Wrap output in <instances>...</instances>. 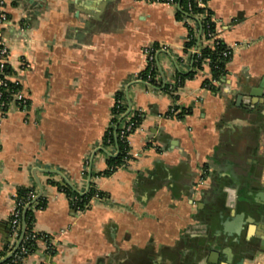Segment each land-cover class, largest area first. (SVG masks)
<instances>
[{"label":"crops","instance_id":"1","mask_svg":"<svg viewBox=\"0 0 264 264\" xmlns=\"http://www.w3.org/2000/svg\"><path fill=\"white\" fill-rule=\"evenodd\" d=\"M205 6L223 47L238 46L220 82L207 62L195 67L205 39L186 49L194 24L176 18V5L9 4V70L28 105L0 120V264L31 232L40 236L20 264H237L242 256L264 264V90L256 91L264 0ZM147 45L165 47L155 53L153 84L141 77ZM180 76L190 77L179 84ZM118 94L124 108L116 116ZM135 116L130 159L103 177L119 154L104 141L107 129L115 137L120 119ZM91 182L102 196L74 210L64 186L84 195ZM20 190L33 197L16 240L10 217Z\"/></svg>","mask_w":264,"mask_h":264},{"label":"built area","instance_id":"2","mask_svg":"<svg viewBox=\"0 0 264 264\" xmlns=\"http://www.w3.org/2000/svg\"><path fill=\"white\" fill-rule=\"evenodd\" d=\"M12 1L14 0H0V120H2L9 111L12 110L21 111V112L25 111L28 105V99L22 90L20 81L17 78H15L10 73L9 70L10 46L6 38L5 30L9 21L7 7ZM152 1L162 2L159 0H152ZM196 2H197V7L201 9H206V6L202 2V0H196ZM164 3L170 4L172 6L174 5L173 0H167ZM206 37L207 38L205 39L204 45L211 44L212 48H215L218 45H222L214 28H213V32H207ZM204 45L202 47L199 46L194 49V53L197 57L201 56V49L204 47ZM237 47H238L237 45H235L234 47H223V49L219 52V56L225 59H229L232 55L233 50H235ZM159 48L165 49V47L162 46L157 47L155 45H147L143 48V54L146 62V71L148 73L144 78V81H146L147 83H150L151 80L154 79L151 77V71L153 70L154 67H156L155 53ZM21 65L24 69L29 67V65L25 62L22 63ZM121 108H124V100L116 97L114 109L118 112ZM122 113H123L122 111L119 112L120 115ZM122 119H120L121 122L119 123V125L121 124L119 126V130H120L119 137L123 141V143L127 144L128 135L136 129L135 122L130 118H126V120H122ZM127 155L130 156L129 150L127 151ZM94 196L97 197L96 194ZM32 197H33L32 192H27L25 197L22 199L18 198V196H15L14 206L10 217V231L12 237L16 240L20 236L22 211L24 207L30 202ZM77 203H78L77 198H73L71 203L73 209L78 212H81L82 210H80ZM39 236L40 235L35 232H31L28 235H26V237H24L20 242L18 248L19 253L21 254L26 253L27 250L24 245L25 241H33L37 239Z\"/></svg>","mask_w":264,"mask_h":264},{"label":"trees","instance_id":"3","mask_svg":"<svg viewBox=\"0 0 264 264\" xmlns=\"http://www.w3.org/2000/svg\"><path fill=\"white\" fill-rule=\"evenodd\" d=\"M162 2H166L167 0H159ZM174 5H176L178 8L175 10V16L178 20L188 19L193 22V27H188V36H187V43H186V49H191L196 46L197 39L199 40L206 39L207 32H213L214 24L211 22V13L207 9H201L197 7L196 0H173ZM202 2L205 4L206 0H202ZM199 32V34H198ZM223 49V45H218L215 48H212L211 45H204V47L201 49V56L197 57L196 55L193 56L194 59V65L198 70H201L203 68V64L207 62L208 68L210 71V74L213 76V78L220 82L222 78L225 77V63L228 61V59L222 58L219 56V52ZM156 67L153 68L151 71V77L154 78L156 75ZM147 71H145L141 77L145 78L147 75ZM190 76H180L179 77V84H182V82L185 80V78ZM151 84L154 83V79L151 80ZM208 85V82L205 83ZM210 89L216 90L214 86L210 85ZM117 98L123 100V96L121 94L117 95ZM123 111V108H121L118 112L113 109V114L118 115L119 112ZM189 111L186 112V114ZM179 118L183 116V113L177 115ZM141 118L135 116L132 120L135 122V128H137L141 122ZM117 120H112V124H116ZM119 126L116 128L115 131L116 136L114 137V127H110L107 129L104 137L105 142H109L108 144H115L118 147L119 154L115 158H110L108 160V166L110 168L109 171H105L101 175L103 177L107 176L110 172L117 169L118 167L123 166L129 159L130 156L127 155V151L129 150L127 144L123 143V141L119 137ZM93 178V177H92ZM64 192L69 199L70 203H72L73 198H77L78 200V206L80 210L85 209V205L89 204V201L92 199V197L96 194L98 197L102 196V193L99 192L93 182L90 183L88 192L84 195H79L77 192H75L73 189H71L68 186H64ZM27 190H20L18 192V198L22 199L25 197ZM28 230V228L26 229ZM26 236V235H25ZM32 244V241H25L24 245L26 247L27 253L30 250V246ZM18 252V251H17ZM16 252V253H17ZM25 257L24 254L17 253L16 257H12L7 262L9 264H20L22 259Z\"/></svg>","mask_w":264,"mask_h":264},{"label":"water","instance_id":"4","mask_svg":"<svg viewBox=\"0 0 264 264\" xmlns=\"http://www.w3.org/2000/svg\"><path fill=\"white\" fill-rule=\"evenodd\" d=\"M264 90V79L261 80V82L259 83L258 88L256 89L257 93H261ZM26 214V210L23 212V219L25 217ZM23 233L25 232V224H23ZM261 251H264V243H262L261 247H260ZM230 253V252H229ZM243 256L241 257V259L239 260V262L237 264H243Z\"/></svg>","mask_w":264,"mask_h":264}]
</instances>
